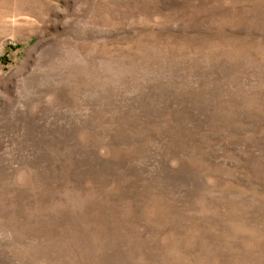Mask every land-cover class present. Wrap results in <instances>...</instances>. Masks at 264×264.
<instances>
[{"label": "rangeland", "instance_id": "374dc122", "mask_svg": "<svg viewBox=\"0 0 264 264\" xmlns=\"http://www.w3.org/2000/svg\"><path fill=\"white\" fill-rule=\"evenodd\" d=\"M0 264H264V0H0Z\"/></svg>", "mask_w": 264, "mask_h": 264}]
</instances>
